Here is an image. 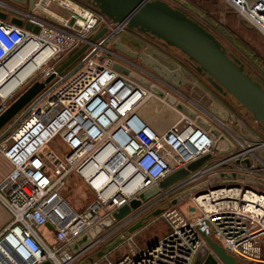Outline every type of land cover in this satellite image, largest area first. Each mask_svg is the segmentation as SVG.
<instances>
[{
	"label": "built area",
	"instance_id": "obj_1",
	"mask_svg": "<svg viewBox=\"0 0 264 264\" xmlns=\"http://www.w3.org/2000/svg\"><path fill=\"white\" fill-rule=\"evenodd\" d=\"M222 1L264 38V0ZM51 4L67 11L68 18L48 11ZM41 10L59 18L60 27L42 22ZM12 11L39 30L33 33L0 19V72L12 59L23 64L28 44H49L53 54L34 74L40 78L31 84L50 81L0 134V154L12 167L8 178L17 180L14 189L0 194V203L12 215L0 236V264H79L100 241L77 254L69 251L71 243L112 218L145 189L208 154L211 158L207 162L161 198L207 181L214 174L236 177L219 179L218 184L190 194L194 207L187 212L178 209L184 199L168 204L159 217L169 231L152 247L142 250L131 236L121 234L124 252L118 260L101 255L87 264H193L199 249L206 245V237L218 242L237 264H264V188L258 186L260 182L248 185L245 179L259 178L260 167L255 169L248 155L264 143L252 148L250 143L236 140L241 150L234 151V146L232 152L218 156L212 151L214 140L209 133L178 110L181 121L163 133L143 122L138 110L146 101L152 97L165 100L112 68L113 63L130 64L113 50L118 34L130 30L126 23H112L99 11L71 0H35L30 10ZM100 26L106 32L59 71L73 50L89 43V36ZM14 94L0 97V114L10 105L8 101L14 100ZM54 138L60 139L68 153L43 151ZM164 153L174 156L178 164L168 163ZM71 175L93 193V201L81 212L72 209L61 195ZM204 197L212 201L210 210L200 202L207 200ZM46 224L54 229L51 246L39 234Z\"/></svg>",
	"mask_w": 264,
	"mask_h": 264
},
{
	"label": "water",
	"instance_id": "obj_2",
	"mask_svg": "<svg viewBox=\"0 0 264 264\" xmlns=\"http://www.w3.org/2000/svg\"><path fill=\"white\" fill-rule=\"evenodd\" d=\"M23 8L31 9L35 0H6ZM100 10L99 12L109 18L112 23H126L131 30L159 43L169 51L176 52L190 67H192L199 75L223 97L229 101L241 106L249 117L260 126L264 133V83L254 77L245 68L242 62L233 54L229 53L225 47L207 31L202 25L190 18L184 12L169 6L162 0H79ZM4 9H13L7 3H2ZM7 14L0 11V19L5 20ZM10 22L18 27H24L26 30L37 33L39 27L33 25L30 20L12 17ZM105 28L98 27L89 38V43L84 44L81 48L75 49L73 54L59 67V71L73 63L90 44L96 42L104 33ZM115 50L127 55L131 59H138L141 63L155 72V74L165 83L172 84L176 88H180L184 82L177 73L175 67L159 57L151 51L145 53H134L121 44L117 39L113 43ZM148 54V55H147ZM134 67V66H133ZM136 67V66H135ZM168 69H167V68ZM112 68L117 72L129 76L130 79L148 88L154 95L163 98L169 105L174 106L176 110L185 115L187 118L194 120L195 123L206 130L214 140L213 153L215 155H226L232 152L234 145L226 137L224 133L217 127H212L203 116L196 113L195 110L189 108L182 102L177 101L173 96L166 93L155 84H151L137 72L132 71L129 67L119 63H113ZM48 78L45 83L49 82ZM45 83L35 82L30 85L23 93H21L10 105L0 114V131L14 119V117L44 88ZM212 112L206 113L208 118L218 127L224 129L222 121H226L227 114L217 105H211ZM205 113V112H204ZM225 130V129H224ZM226 131V130H225ZM211 158V154L202 156L196 161L188 164L185 168L178 169L157 185H153L142 191L136 198H133L127 205L120 208L113 214L112 218L104 219L97 228L89 231L87 234L78 238L74 243L69 245V251L77 254L81 250L90 248L94 240L104 230L112 228L115 222L122 221L132 211L142 213L149 207L151 199L161 195L165 190L175 188L176 183L186 178L190 173L195 172L205 162ZM248 164L249 161H244ZM243 177L242 175H239ZM234 174H214L204 181L190 189L182 191L177 197L171 199L169 206L176 205L181 200L189 197L190 194L196 193L210 185L219 183V179H234ZM246 184L255 185L256 179L246 176ZM264 183V180L259 179ZM258 186L264 188L262 184ZM175 186V187H174ZM171 188V189H170ZM171 193V191H170ZM157 199H160L159 197ZM149 204V205H148ZM161 210H156L150 216H158ZM142 219L133 225L128 233L141 228ZM46 227L52 229V226L46 224ZM206 245H203L193 262V264H237L236 259L227 254L224 248L211 238H205ZM120 243L118 237L107 250H111L115 245ZM103 252L99 253L101 256ZM42 264H51L44 262ZM84 264V263H82Z\"/></svg>",
	"mask_w": 264,
	"mask_h": 264
},
{
	"label": "rangeland",
	"instance_id": "obj_3",
	"mask_svg": "<svg viewBox=\"0 0 264 264\" xmlns=\"http://www.w3.org/2000/svg\"><path fill=\"white\" fill-rule=\"evenodd\" d=\"M71 1L79 6L93 9L97 12L100 11L96 8L91 7L90 5L83 3L82 1ZM162 1H164L171 7L181 10L190 18L202 25L207 31H209L212 35H214V37H216V39L225 47V49L229 53L236 56L242 62L247 71H249L257 79L264 82V38H261V36L259 37L256 31L252 29V27L246 25L240 20L237 15L231 12L224 4V1ZM1 2L10 5L11 7H13V10L22 11L23 9H26L6 0H3ZM47 10L50 12H56L58 17L60 18L63 17L67 19L69 16V13L67 11L59 8L55 4H51ZM41 11L42 12L38 11V15L39 17H42V22L48 25H52L53 27H60L61 24L58 20L59 18H51L46 13L47 11ZM117 39L120 40L122 45H124L134 53L140 54L145 53V51H151L163 61L172 64L175 67L180 78L184 82V84L180 88H176L172 84L163 82V80L160 79L155 74V72L146 68L140 60L131 59L127 57V55L115 50V48L113 47V50L118 56H120V58L130 63L129 67L132 71H135L145 79L152 81L163 90L169 92L170 95L173 96L177 101L182 102L189 108L195 110L196 113L203 116V118L208 121L212 127L219 128L231 142L233 141L235 146L234 151L241 150L238 143L242 140L250 143L252 148L256 145L260 146L264 143V133L262 132L260 126H258L257 123L249 117L245 110L241 106L229 101L227 98L223 97L215 89H213V87L205 80V78L199 75L192 67H190L185 61H183V59L176 52L169 51L159 43L138 33L136 30H124L118 34ZM58 64L59 61L54 63V65L52 66L56 67ZM38 78H40V75L37 74L27 80L22 85V87L14 94L13 99H15L18 94L22 93L31 84V82L36 81ZM10 102L8 101L9 104ZM212 104L217 105L222 111L227 114L226 121H222V125L224 126L223 128L226 131L218 127L213 121L208 118V115L206 113L212 112ZM138 115L142 116L147 121V123L153 122L158 125H174L175 122L178 123L179 121H181V114L178 113L176 108H173L168 103H163L161 100L155 97H152V99L146 102L138 110ZM12 121H10L0 131V134L4 133V131L7 130L6 128L11 124ZM168 128L169 126L166 129ZM236 140L238 143L236 142ZM43 151L53 152L56 155H59L60 153H68V150L64 147V145H62L59 138H54L53 140H51L46 145ZM248 157L251 159V161H253L255 169L260 167L258 171V174L260 175L259 178L264 180V146L254 150L253 155L250 154L248 155ZM166 160L168 163H171L172 166L178 164V160L172 155L170 159L166 158ZM47 172L50 173V170L47 169ZM259 178L255 180L256 183L259 182ZM196 185L197 184L193 185L192 187ZM168 191L169 190L167 189L164 191V193H167ZM178 191L179 190L169 195H164L165 198H161L163 195V193H161V195L158 196L159 198H161V203H158L157 205L154 204V200L158 197L153 198V200L151 199V201L149 202V204H153L151 206V209H156L157 207L167 208V205L170 203L171 199L182 192ZM61 195L63 196V198H65L67 203L74 207L77 211L87 206V204L90 203L93 199L92 192L89 191L87 197L83 198L84 196L79 195V192L75 193L72 190L71 186L65 187L61 191ZM193 207L194 204L187 197L186 199H184L182 205L178 209L182 212H187L190 208ZM151 227L152 228L149 230V232L154 237V235L160 234L167 226L164 220L158 218L154 223L151 224ZM42 231H40L39 234L42 235ZM148 236H150V234H148ZM43 239L45 241L44 237ZM47 241L54 244V232L47 237Z\"/></svg>",
	"mask_w": 264,
	"mask_h": 264
},
{
	"label": "crops",
	"instance_id": "obj_4",
	"mask_svg": "<svg viewBox=\"0 0 264 264\" xmlns=\"http://www.w3.org/2000/svg\"><path fill=\"white\" fill-rule=\"evenodd\" d=\"M1 1H3V0H0V11L6 13L7 14V18L5 20H9L10 21V19L12 17H15L17 15L12 10L4 9L3 8V4H2ZM256 33L260 37V35L258 34V32H256ZM140 118L144 122L147 123V121L142 116H140ZM147 124L153 130H155L158 133L165 132L167 130L166 128L168 126L171 127L173 125V124H171V125H169V124H166V125H163V124L158 125V124H155L153 122H149ZM164 157L167 158V159H170L171 158V155L164 153ZM11 171H12L11 165L0 154V194H4L7 191H11L15 187V184H16L17 180L16 179H12V178H10V179L8 178L9 177V174L11 173ZM67 186H71L72 187V190L75 193H78L79 192V195L84 196L83 198H86L88 192L90 191V189L78 177H76L75 175H71L68 178V180H67ZM161 193H163V192H161ZM63 199L65 200V198H63ZM92 201H93V199H92ZM90 203H88L87 206ZM68 205L72 209H75L70 204H68ZM87 206L83 207L82 209L77 208V209H80V210L77 211L75 209V211L76 212H81ZM151 210H153V209H151V207H150L149 209H147L146 211H144L142 213H139V212L136 213L135 211H132L131 214H129L128 216H126L122 221L115 222V224H114V226L112 228H110L108 230H104L95 239V240H98L99 239L100 242L98 244H96V246H94L88 252V254H86V257L84 259H82V261H80L79 264H82V263L87 264V263H89L90 260L96 259V258L100 257V256H98V254L101 253V252H103L102 255L107 256L110 261L118 260L122 256V254L124 252V249L120 245V243H118L117 245H115L111 250H107V248L121 234H126V235L131 236L133 238V240H134V243L140 249H142V250L148 249V248L152 247L153 245H155L156 242H158L159 240H161L168 233L169 227L166 224L167 227L160 234L154 235V237H153L152 234L149 232V230L152 228L151 227V224L154 223L160 217L159 216H150L148 219H145V217L147 215H150L151 214V213L149 214V212ZM141 219H142V222H143L141 228H138L137 230L133 231L132 233H128V230L133 225H135L138 221H140ZM11 220H12L11 213L5 208V206L2 203H0V236L5 231V229L8 227V225L11 223ZM52 231L54 232L53 229H49L47 227H45L43 229V231H42V235L45 238V243H47V245H49V246L53 245L52 243H49L47 241V237L49 235L53 234ZM148 234H150V236H148ZM214 242H216V241H214ZM2 245H3V242H2ZM19 261H23V260H21V257H19Z\"/></svg>",
	"mask_w": 264,
	"mask_h": 264
},
{
	"label": "bare ground",
	"instance_id": "obj_5",
	"mask_svg": "<svg viewBox=\"0 0 264 264\" xmlns=\"http://www.w3.org/2000/svg\"><path fill=\"white\" fill-rule=\"evenodd\" d=\"M262 33L264 34V32ZM27 50V52H23L25 58H27L23 64H19L18 58L12 59L6 63L4 71L0 72V97L8 98L17 92L53 54V49L49 47V44H41V46L38 43L28 44ZM22 59L24 58L22 57ZM246 198L248 199L249 197L246 196ZM202 199L200 198L199 200ZM204 199L207 200L200 202L206 209L210 210L212 208V201L207 197H204Z\"/></svg>",
	"mask_w": 264,
	"mask_h": 264
},
{
	"label": "flooded vegetation",
	"instance_id": "obj_6",
	"mask_svg": "<svg viewBox=\"0 0 264 264\" xmlns=\"http://www.w3.org/2000/svg\"><path fill=\"white\" fill-rule=\"evenodd\" d=\"M244 68H245V67H244ZM248 72H249V71H248ZM249 73H250V72H249ZM263 83H264V82H263ZM24 91H25V90H24ZM24 91H23V92H24ZM23 92H22V93H23ZM20 94H21V93H20ZM20 94H18V96H19ZM18 96H17V97H18ZM17 97H16V98H17ZM16 98H15V99H16ZM15 99H14V100H15ZM14 100H13V101H14ZM13 101H12V102H13ZM163 193H164V191H163ZM159 203H161V202H159ZM156 209L162 211L164 208H163V207H160V208L157 207ZM156 209L151 210V211L149 212V214H150V213H153Z\"/></svg>",
	"mask_w": 264,
	"mask_h": 264
}]
</instances>
